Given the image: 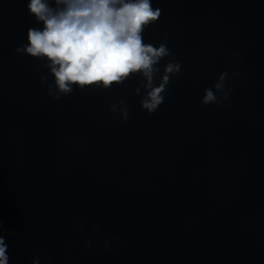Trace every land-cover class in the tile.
<instances>
[{
	"label": "clouds",
	"instance_id": "9594fccd",
	"mask_svg": "<svg viewBox=\"0 0 264 264\" xmlns=\"http://www.w3.org/2000/svg\"><path fill=\"white\" fill-rule=\"evenodd\" d=\"M54 3L52 7L49 0H29V15L42 22L43 28H30L27 45L16 48L18 54L40 58L49 69L56 86L53 91L49 85V94L58 99L70 94L73 85L81 90L92 85L108 89L140 74L144 81L140 87L145 89L142 110L154 113L164 102L161 93L166 92L171 77L182 71L180 63L170 61L163 69L159 85L154 86L155 74L160 71L154 66L162 57L173 55L163 43L154 47L143 42L144 29L158 20L160 9L153 10L151 0H54ZM226 77L227 73L220 74L215 91L205 89L204 105H222L229 99ZM140 87L136 89L137 95ZM120 103L123 105L124 101ZM111 110L116 112L117 106L112 105ZM119 111L126 121L127 108ZM5 236L0 227V264H9ZM33 264H39L38 259Z\"/></svg>",
	"mask_w": 264,
	"mask_h": 264
}]
</instances>
